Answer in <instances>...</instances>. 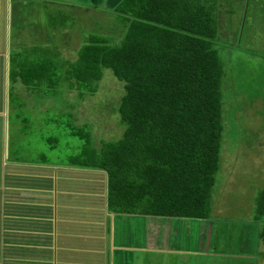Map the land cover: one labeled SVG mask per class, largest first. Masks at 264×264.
<instances>
[{
  "label": "trees",
  "instance_id": "1",
  "mask_svg": "<svg viewBox=\"0 0 264 264\" xmlns=\"http://www.w3.org/2000/svg\"><path fill=\"white\" fill-rule=\"evenodd\" d=\"M215 1L120 0L112 10L122 29L116 43L94 33L72 61L44 55L20 66L25 85L47 77L53 93L63 80L80 98L95 91L104 68L122 82L120 137L94 147L88 125L69 122L80 149L63 161L103 170L113 208L136 199L138 213L208 214L223 128ZM252 217L260 223L264 262V187L254 198Z\"/></svg>",
  "mask_w": 264,
  "mask_h": 264
},
{
  "label": "crops",
  "instance_id": "2",
  "mask_svg": "<svg viewBox=\"0 0 264 264\" xmlns=\"http://www.w3.org/2000/svg\"><path fill=\"white\" fill-rule=\"evenodd\" d=\"M119 1L0 0V264H264L253 217L235 223L220 202L204 218L138 213L136 199L113 208L103 170L32 159L17 145L9 100L18 87L30 92L20 66L47 54L23 55L47 47L59 54L66 33L84 43L89 34L78 28L96 4L113 10ZM47 7L70 23L41 21ZM26 32L36 33L30 45L21 40ZM47 33L55 43L45 46Z\"/></svg>",
  "mask_w": 264,
  "mask_h": 264
},
{
  "label": "rangeland",
  "instance_id": "3",
  "mask_svg": "<svg viewBox=\"0 0 264 264\" xmlns=\"http://www.w3.org/2000/svg\"><path fill=\"white\" fill-rule=\"evenodd\" d=\"M215 3L216 44L223 66L220 87L223 128L209 202L214 207L220 202L218 211L222 216L238 223L240 219H252L254 198L264 187V0H216ZM49 10L48 7L40 10L41 21L50 23L56 19L64 25L70 23L69 18L58 17L60 14L54 10L48 14ZM93 13L88 25L78 29L89 35L95 31L99 36H110L116 43L122 31L118 28L116 14L97 4ZM29 29L36 30V27ZM47 35L41 38L42 44L55 43L50 42ZM24 36L22 42L30 45L36 33L26 32ZM76 36L79 35L65 34L59 54L51 51L58 53V48L31 50V55L28 49L23 58L30 61L33 53L40 51L72 61L78 46L83 44ZM43 58L58 60L51 56ZM46 78L37 85H30V92L26 94L18 87L9 100L17 145L31 150L32 159L59 162L75 156L80 141L70 134L69 122L77 126L86 123L90 145L94 147H98L101 140L120 137L123 126L119 123L117 105L123 88L109 69H102L95 91L81 98L76 89H68L60 78L62 83L58 81L59 87L50 93L45 86ZM20 123L25 129L19 128Z\"/></svg>",
  "mask_w": 264,
  "mask_h": 264
}]
</instances>
